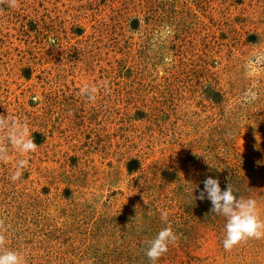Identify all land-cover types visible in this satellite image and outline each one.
Instances as JSON below:
<instances>
[{"label": "rangeland", "instance_id": "1", "mask_svg": "<svg viewBox=\"0 0 264 264\" xmlns=\"http://www.w3.org/2000/svg\"><path fill=\"white\" fill-rule=\"evenodd\" d=\"M17 2L0 0V115L37 150L15 182L20 153L0 161L5 246L26 264H151L167 210L177 239L156 264H264V238L225 251L198 198L212 176L264 219V0Z\"/></svg>", "mask_w": 264, "mask_h": 264}, {"label": "clouds", "instance_id": "2", "mask_svg": "<svg viewBox=\"0 0 264 264\" xmlns=\"http://www.w3.org/2000/svg\"><path fill=\"white\" fill-rule=\"evenodd\" d=\"M7 6L17 8V0H7ZM173 30L170 25H166L159 33L161 39H167L173 35ZM52 43L55 42L52 38ZM259 56V54H257ZM257 57H253L256 59ZM172 63L171 56L163 57V64L169 65ZM160 75L164 74V69L161 67ZM107 87V82H105ZM80 94L90 103H95L97 100V87L90 84H84L80 89ZM256 96L252 92H246L243 95L242 103H252ZM33 103H39L40 96L33 95L31 97ZM0 133H3L0 143V161L8 159L9 146L20 153L21 158L16 161L14 170L11 172L9 179L15 182L23 175V170L29 165V159L23 158L24 154H31L37 150V144L31 136L27 123L10 117L0 115ZM236 188L232 183L226 184L222 189L218 178L208 176L203 181V189L200 191L199 199H208L211 202V212L224 218L222 246L225 251H230L243 241L248 239L264 238V219L261 218L259 210V202L252 196L242 197L237 196ZM161 220L166 222V226L161 228L154 238L147 241L145 255L151 261V264L156 262L169 250V245L177 239V234L173 231L170 222H168L169 213L163 210L160 213ZM7 235L5 232H0V264H26V259L22 252L18 249L5 246Z\"/></svg>", "mask_w": 264, "mask_h": 264}]
</instances>
